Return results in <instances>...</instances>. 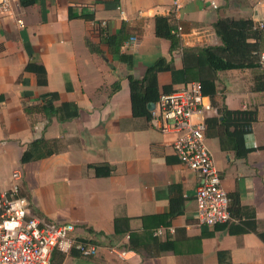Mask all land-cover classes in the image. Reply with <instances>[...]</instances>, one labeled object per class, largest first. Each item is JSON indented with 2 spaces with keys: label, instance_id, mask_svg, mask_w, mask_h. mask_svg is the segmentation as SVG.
<instances>
[{
  "label": "crops",
  "instance_id": "1",
  "mask_svg": "<svg viewBox=\"0 0 264 264\" xmlns=\"http://www.w3.org/2000/svg\"><path fill=\"white\" fill-rule=\"evenodd\" d=\"M173 1L35 0L23 7L17 0L12 11L0 13V192L13 184L12 172L20 171L23 194L34 214L72 223L78 237L96 238L104 247L93 258L57 251L63 260L59 263L57 254L56 264H264V244L255 234L235 236L198 225L196 174L173 155V134L133 117L127 80L129 74L141 79L159 56L172 58L174 67L182 69V48L219 45L213 24L225 18L254 22L261 17L264 0H217L215 9L208 0H181L178 10ZM69 7L75 16L91 12L94 20H69ZM156 16L168 17L175 29H182L179 48L172 53L169 41L154 35ZM122 26L129 38L121 52L133 57L131 66L114 59L100 42L101 33L115 35ZM86 40L99 45L104 56L89 52ZM31 54L45 67L46 86H38L35 75L24 71ZM253 77V70L234 69L217 72L215 80L218 102L230 110L256 111L244 137L251 152L236 159L209 137L207 146L223 189L228 195L237 193L241 206L254 208L257 229L264 231V91L252 90ZM157 81L159 87L169 85L171 76L159 73ZM115 82L119 89L111 93ZM51 92L59 95L55 105L73 102L79 116L58 122L24 112ZM41 137L62 141L64 149L21 165L25 146ZM103 164L112 174L95 177L89 165ZM171 198L180 200V213L168 219ZM124 217L130 219L131 233L142 239L153 230H165L157 238L173 240L174 250L147 257L126 249L127 233L115 235L113 230V220ZM220 251L229 255L221 263Z\"/></svg>",
  "mask_w": 264,
  "mask_h": 264
},
{
  "label": "trees",
  "instance_id": "2",
  "mask_svg": "<svg viewBox=\"0 0 264 264\" xmlns=\"http://www.w3.org/2000/svg\"><path fill=\"white\" fill-rule=\"evenodd\" d=\"M23 7L30 6L35 0H18ZM79 18L85 21H93L94 16L91 12L83 10L77 16L73 15L72 9L68 8V19ZM216 36L220 40L219 45L215 46H197L182 48V69H176L172 58L159 56L148 64L144 70L141 79H136L132 75L127 76L130 91L131 113L133 117L144 118L150 121V110L161 94L172 93L174 86L187 82L197 81L201 85L202 93L210 100L212 107L216 110V115H207L205 118L206 137L216 138L219 148L224 152H232L236 159H244L251 152L244 144V137L251 131L252 124L256 121V111L230 110L224 102L216 100L217 88L215 85L216 73L227 70L250 69L254 71L253 87L255 92L264 91V70L259 66V56L264 51V28L256 27L250 19H218L213 24ZM175 26L170 18L165 16H156L154 18V35L157 38L166 39L170 43L169 53L179 48V38L173 33ZM129 36L125 33L124 27L118 34L107 35L101 33L100 42L108 48L109 54L121 63L131 66L134 59L131 55L121 52V47ZM89 52L100 57L104 52L99 45L85 41ZM30 60L24 67L25 72L33 73L36 77L38 86L47 85V72L41 63L35 61L31 54ZM168 72L171 76V84L159 87L157 77L159 73ZM66 91L71 90L68 80L65 81ZM119 89V83L115 82L112 86V92ZM59 101V95L51 92L41 96L40 104L35 106H25L26 114L40 113L45 118H55L58 122H69L79 116V108L73 102H62L59 105L54 103ZM64 149L62 141L46 140L41 137L28 143L23 149L19 163L21 165L38 161L50 157L51 155ZM93 169L94 176L97 178L109 177L112 174V168L107 165H89ZM20 194H23L21 183ZM230 198L229 212L231 216L238 219V223H227L213 226L218 231H224L229 235H243L253 233L264 244V231L257 229L256 216L254 208L241 206L237 193L228 195ZM180 200L171 198L169 204L168 219L176 217L179 213ZM36 214V213H35ZM37 215V214H36ZM40 216V215H38ZM41 217V216H40ZM129 218H115L113 220V230L115 235H128L126 249L137 253L140 256L158 257L162 253L173 251V240L166 239L160 241L151 234L143 239L132 234L129 226ZM90 235H94L91 229H88ZM95 243H100L93 240ZM57 251L52 254L51 264L54 263V257ZM59 263L63 260V254H58ZM229 258L228 252L220 251L217 253L218 262L221 263ZM58 263V264H59Z\"/></svg>",
  "mask_w": 264,
  "mask_h": 264
},
{
  "label": "built area",
  "instance_id": "3",
  "mask_svg": "<svg viewBox=\"0 0 264 264\" xmlns=\"http://www.w3.org/2000/svg\"><path fill=\"white\" fill-rule=\"evenodd\" d=\"M16 1L0 0V13L12 11V3ZM180 1H173L176 10L180 8ZM208 3L214 9L218 7L217 0H208ZM253 23L264 28V10ZM173 33L181 37V27ZM259 66L264 70V51L259 56ZM207 115H216V110L202 93L200 83L192 81L181 84L172 93L161 94L151 107L149 123L159 132L175 136L171 146L173 155L196 174L194 201L198 225L238 223L229 212L231 201L207 146ZM11 179V187L0 192V264H51L54 251H74L81 257L93 258L104 248L93 241H99L96 238L78 237L72 223H55L34 214L28 199L20 194L22 173L13 171ZM165 233L163 229H156L152 236L157 238Z\"/></svg>",
  "mask_w": 264,
  "mask_h": 264
},
{
  "label": "rangeland",
  "instance_id": "4",
  "mask_svg": "<svg viewBox=\"0 0 264 264\" xmlns=\"http://www.w3.org/2000/svg\"><path fill=\"white\" fill-rule=\"evenodd\" d=\"M22 178H23V176H22Z\"/></svg>",
  "mask_w": 264,
  "mask_h": 264
}]
</instances>
